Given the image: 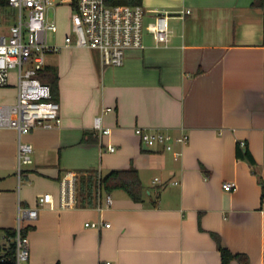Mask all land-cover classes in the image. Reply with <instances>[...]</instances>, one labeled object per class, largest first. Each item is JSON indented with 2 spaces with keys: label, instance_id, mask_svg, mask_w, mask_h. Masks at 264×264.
Wrapping results in <instances>:
<instances>
[{
  "label": "crops",
  "instance_id": "1",
  "mask_svg": "<svg viewBox=\"0 0 264 264\" xmlns=\"http://www.w3.org/2000/svg\"><path fill=\"white\" fill-rule=\"evenodd\" d=\"M140 5L143 47L126 51L121 66L102 65L97 49L64 45L66 35L48 39L59 49L45 55L38 74L57 73L61 124L21 137L32 151L20 173L17 132L0 128V229H15L19 208L51 193L54 208L39 207L23 223L28 264H221L212 233L248 264H264V0ZM158 14L168 16L167 44L147 29ZM16 85L11 72L0 104L16 102ZM98 116L108 135L94 130ZM136 127L185 133L188 141L174 145L179 155L147 149ZM239 141L254 165L236 157ZM131 167L142 202L115 190L101 194L98 202L110 195L112 203L100 210L98 202L59 207L67 172L77 183L90 171L101 177ZM226 181L236 188L224 190Z\"/></svg>",
  "mask_w": 264,
  "mask_h": 264
},
{
  "label": "built area",
  "instance_id": "2",
  "mask_svg": "<svg viewBox=\"0 0 264 264\" xmlns=\"http://www.w3.org/2000/svg\"><path fill=\"white\" fill-rule=\"evenodd\" d=\"M65 1L72 6L73 14L72 35L65 37L64 45L97 49L102 65L111 67L123 65L126 51L143 47L146 25L142 5H111L106 0ZM6 2V6L0 8V25L3 29L0 33V87L8 84L10 70L16 69L17 96L14 104H0V128H12L17 132V171L20 173L22 166L31 162L32 151L31 144L21 137L35 128L52 129L61 124L60 105L52 98L50 86L37 76L44 65L45 54L59 49L48 43L49 32L57 31L55 19H48V11L55 7L57 0ZM185 12L189 14L190 10ZM147 29L156 44L169 42L171 31L166 14L156 15ZM93 126L99 135L110 133L108 128L103 127L101 116L95 117ZM134 132L145 148L161 147L165 151H173L175 155H179L180 151H174V145H184L188 141L185 133L175 136L141 127H136ZM238 145L245 147L244 141H239ZM108 149L114 151L111 145H108ZM222 188L232 191L236 183L226 181L222 183ZM111 203L110 195H105L103 202H98L97 209ZM75 205L76 175L69 171L60 181L59 207ZM39 207L54 208L51 193L38 196L34 207L19 208L13 237L14 264H28L30 249L27 238L22 235L23 223L36 219ZM91 226L97 227L98 224L91 223Z\"/></svg>",
  "mask_w": 264,
  "mask_h": 264
},
{
  "label": "trees",
  "instance_id": "3",
  "mask_svg": "<svg viewBox=\"0 0 264 264\" xmlns=\"http://www.w3.org/2000/svg\"><path fill=\"white\" fill-rule=\"evenodd\" d=\"M7 0H0V8H4ZM108 4L136 5L141 0H106ZM43 82L50 86L52 98H55L57 91V73L53 69L46 68L37 75ZM55 100V99H54ZM236 157L246 160L250 165H254V160L246 148L236 149ZM115 190H121L134 202H142L144 188L139 179L136 169L133 167L122 170H111L104 176H98L96 171H90L86 175L79 177L76 183V202L80 207H93L97 204L102 193L108 194ZM15 230L6 228L0 229V264L15 263V244L13 237ZM22 235L25 236V230L22 229ZM216 242V246L221 256V264H228L236 260L241 264H248L247 257L244 254L232 253L221 242L220 237L211 234Z\"/></svg>",
  "mask_w": 264,
  "mask_h": 264
},
{
  "label": "rangeland",
  "instance_id": "4",
  "mask_svg": "<svg viewBox=\"0 0 264 264\" xmlns=\"http://www.w3.org/2000/svg\"><path fill=\"white\" fill-rule=\"evenodd\" d=\"M72 14L73 8L72 6L66 2L65 0H57V3L54 8L49 9L48 11V19H55L57 32H49L48 39L50 41L60 40V36H71L72 35ZM2 26L0 25V33L2 31ZM46 55V54H45ZM26 67V66H25ZM24 67V68H25ZM14 72L16 75V69L10 70L9 74ZM25 166V165H23Z\"/></svg>",
  "mask_w": 264,
  "mask_h": 264
}]
</instances>
